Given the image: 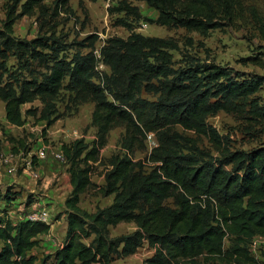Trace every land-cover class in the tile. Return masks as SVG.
<instances>
[{"label":"trees","instance_id":"trees-1","mask_svg":"<svg viewBox=\"0 0 264 264\" xmlns=\"http://www.w3.org/2000/svg\"><path fill=\"white\" fill-rule=\"evenodd\" d=\"M20 1L6 5L0 25V99L5 119L21 126L24 114L37 115L45 121L46 130L57 119L55 100L65 78L64 87L77 98L90 97L94 102L90 123L96 128L95 139L77 138L61 145L71 189L64 200L66 230L51 264H114V259L133 254L143 243L154 249L144 264H182L194 262L197 256L230 264H264L250 250L255 236L264 237V143L251 149L231 148L228 136L207 120L219 110L253 121L264 118V107L256 98L248 108L239 101L253 95L264 77L245 76L231 66L201 61L188 51H180L181 64L175 67L171 50L180 46L174 38L135 31L122 18L114 22L128 28L126 37L108 36L97 54L98 35L90 33L75 41L76 49L66 56V43L50 34L29 39L13 34L20 13L32 14L37 7L44 14L49 7L43 0H23L17 12ZM67 1L55 0L54 10ZM143 1L157 11L155 17L145 18L149 22L204 35L230 21L237 3ZM107 10L143 17L128 0H118ZM10 55L20 61L28 76L7 73ZM98 58L109 67L108 72L97 71ZM142 91L155 98L143 96ZM35 96L43 105L27 108L23 114L20 106ZM115 119L125 122L119 140L122 152L110 156L104 181L97 186L103 196L112 194V201L90 212L79 205L80 194L94 185L93 164ZM176 126L204 136L217 154ZM149 132L156 145L144 159H134ZM145 160L152 163L149 170L143 169ZM14 197L9 188L0 191L6 205L14 203ZM1 212L0 264H36L31 249L38 244V235L49 231L50 223L27 217L14 220L5 208ZM122 221H133L135 229L111 235L109 226ZM225 239L230 241L227 247Z\"/></svg>","mask_w":264,"mask_h":264},{"label":"rangeland","instance_id":"rangeland-1","mask_svg":"<svg viewBox=\"0 0 264 264\" xmlns=\"http://www.w3.org/2000/svg\"><path fill=\"white\" fill-rule=\"evenodd\" d=\"M17 12H20V3ZM118 0H68L66 5L55 7V0H43L49 7L46 13H39L34 7L32 14L18 16L13 24V34L21 38H33L36 35H51L59 42L66 43L64 55L70 56L76 49L75 41L82 40L90 33L98 35L95 41V52L98 54L100 46L111 35L126 37L128 28L116 24L117 18L131 22L133 29L147 35H157L174 38L180 50H171L174 66L181 64L180 51H188L201 61L215 62L222 66H231L242 71L245 76L262 75L264 77V0H237L232 9L230 21L224 25L210 29L207 34L189 30L184 27L159 25L149 22L145 18L155 17L157 11L148 6L143 0H128L136 4L143 17L136 19L133 15L123 11L109 13L107 8L117 3ZM12 0H0V25L5 18L6 5ZM83 52L88 48H82ZM37 69L44 67L31 61ZM8 72L21 76H28L27 70L21 67L20 61L14 55L6 59ZM97 71H109V67L99 58L96 62ZM97 80V79H96ZM67 78L63 80L56 97L57 119L46 129V123L37 118V115L24 114L27 108H40L43 105L39 96L20 106L25 116L21 126L10 124L4 115V101L0 99V191L15 194L14 203L6 205L0 198L1 208H5L9 216L18 219V216L28 214L31 208L41 197H48L51 208L47 209L52 219L62 222L65 218L64 200L71 188L68 177V164L48 157L41 161L33 154L41 142L58 147L77 138H84L91 142L96 137V128L91 125V113L94 102L90 97L79 99L74 92L65 88ZM142 95L150 99L155 95L142 91ZM252 98L264 107V82L261 87L246 99L239 100L248 108ZM207 120L223 135L228 136L231 148L251 149L264 143V118L253 121L243 116L219 110L208 115ZM176 128L184 134L195 138L197 143L207 151L217 154L216 149L202 135L191 130ZM125 132V122L115 119L106 134L105 144L100 148L97 161L93 164L91 181L94 185L88 186L81 194L79 205L93 212L98 206L102 207L112 201L113 195L103 196L97 186L104 181V171L109 166V158L113 153L122 152L120 137ZM156 145L152 132L147 134L143 149L134 152V159H144L145 155ZM152 163L145 160L144 170H149ZM11 168L12 171H8ZM51 189V190H50ZM50 190V191H49ZM52 193V197L48 194ZM47 200V199H46ZM172 204L171 199L165 201ZM34 204V205H32ZM49 214V215H50ZM51 219V220H52ZM61 224L54 227L55 232L61 230ZM133 221H122L114 226H109L111 235H118L135 229ZM59 236V235H58ZM63 236V235H62ZM62 238V237H61ZM89 241V239H86ZM225 239L224 246L229 245ZM251 254L260 262L264 261V237L255 236L250 245ZM154 249L143 243L133 254L114 259V264H144L143 260L153 253ZM46 264L52 262L50 254L43 252ZM47 255V256H46ZM51 264V263H50ZM182 264H230L219 262L217 259H205L197 256L194 262L183 261Z\"/></svg>","mask_w":264,"mask_h":264},{"label":"crops","instance_id":"crops-1","mask_svg":"<svg viewBox=\"0 0 264 264\" xmlns=\"http://www.w3.org/2000/svg\"><path fill=\"white\" fill-rule=\"evenodd\" d=\"M41 160L42 159H38L37 161L39 162ZM68 177H69V172H68ZM69 185H70V180H69ZM69 189H71L70 186H69ZM48 196H51L52 197V193L48 194ZM35 204H36V206H34V208H31V211L33 209H40L42 207H45L46 209L51 208V202L49 201L48 197H41V198H39ZM32 205H34V204H32ZM26 216L27 215H24L22 217L21 216H18L19 217L18 219H21V218H24V217L26 218ZM51 219H52V216L50 214L48 216L47 220H46L47 222L50 223V229H49V231L47 233L39 234L38 235V239H39L38 244L35 245L31 249V253H33V254L36 255V261H35L36 264H40V263L41 264H46L45 262H47V261H45V258H42L44 256L43 252H48L50 254V258L52 259V253L54 252V250L57 247V242L61 241L62 238H63V236H64V233H65V230H66V219L63 218L62 222H60V220L59 219H56V218H54L52 220ZM14 220H17V219H14ZM58 223H62L61 224V230L55 232L56 229L54 230V227L56 226V228H57L58 227L57 226ZM119 223H121V222H119ZM90 264H101V263L100 262H92Z\"/></svg>","mask_w":264,"mask_h":264},{"label":"built area","instance_id":"built-area-1","mask_svg":"<svg viewBox=\"0 0 264 264\" xmlns=\"http://www.w3.org/2000/svg\"><path fill=\"white\" fill-rule=\"evenodd\" d=\"M62 145V144H61ZM61 145L58 147H52L49 144L46 143H39L35 149V151L33 152V154L38 158V159H46L48 157H53L55 160L61 161V162H65V156L63 153V150L61 148ZM8 171H12L11 168H9ZM27 218L30 219H39V220H44L46 221L48 216H49V212L45 207H42L40 209H33L32 211L30 210L28 212V214H26ZM62 242L59 241L57 242V247L61 246Z\"/></svg>","mask_w":264,"mask_h":264}]
</instances>
